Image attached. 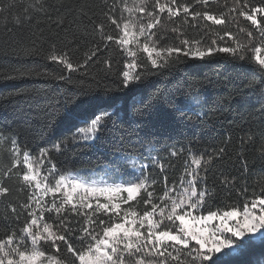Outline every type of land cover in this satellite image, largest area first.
Masks as SVG:
<instances>
[{"label": "snow or ice", "instance_id": "obj_1", "mask_svg": "<svg viewBox=\"0 0 264 264\" xmlns=\"http://www.w3.org/2000/svg\"><path fill=\"white\" fill-rule=\"evenodd\" d=\"M218 3L0 0V50L15 58L0 61V83L51 78L75 86L64 93L62 103L50 104L44 112L42 132L68 128L50 145L34 151L21 144L20 137L31 131L30 121H24L29 127L15 121L0 126V201L16 189L26 193L20 211L8 201L0 218L5 228L0 264H237L238 256L264 244V192L254 194L250 204L246 200L242 212L236 206L204 211L215 195V183L210 188L208 182L231 136L198 153L177 133L193 121L204 134L215 127L212 113L217 109L206 108L204 81L192 78L187 62L224 54L237 70L250 66L241 72L242 88L231 77L222 83L237 95L249 89L258 96L259 107L251 114L259 119L257 130L250 128L240 143L264 162V0H232L230 7L214 11L212 5ZM180 18L200 33L198 38L176 23ZM229 24L238 31L215 27ZM169 25L174 37L168 36ZM168 39L173 42L164 43ZM81 44L86 45L84 58L74 63L71 50ZM38 60L66 71L54 73L37 65ZM97 65L95 72L89 70ZM76 72L91 77L87 87L83 78H73ZM165 75L171 79L161 87ZM26 91L13 89L0 99ZM128 97L131 103L117 106V100ZM156 124L158 131L147 130ZM160 136L175 137L174 143L157 147ZM101 148L105 151L97 162L77 167ZM182 156L183 172L169 184L165 161ZM236 160L247 172L246 155L238 153ZM150 167L163 175L162 194L154 187L161 180L149 173ZM220 183L232 182L224 176ZM186 219L204 227L189 229ZM217 220L219 224H208Z\"/></svg>", "mask_w": 264, "mask_h": 264}, {"label": "trees", "instance_id": "obj_2", "mask_svg": "<svg viewBox=\"0 0 264 264\" xmlns=\"http://www.w3.org/2000/svg\"><path fill=\"white\" fill-rule=\"evenodd\" d=\"M91 3H97L99 0H89ZM111 2V0H109ZM251 3H260V0H249ZM232 0H219L218 4H213L212 9L224 10L223 5L228 4L230 7ZM182 19L176 20L177 24H181L187 31V34L191 38H198L199 32L196 29H192L187 25H183ZM190 19V17H189ZM242 19V18H241ZM3 26V18L0 17V27ZM10 26V25H9ZM169 31L168 36L174 37V34ZM221 32L227 28L233 33L238 30L234 25L226 26H215ZM241 39L244 37L241 35ZM228 41V37L224 38ZM172 39L165 40L164 43H171ZM178 43V41H176ZM231 43V41H228ZM3 41L0 40V47H2ZM58 47H63L58 43ZM86 45L81 44L80 47H73L71 50V59L73 62L82 61L84 58V51ZM106 55H108L106 53ZM104 57H101L103 59ZM0 61L15 62V58L11 56H5L4 52L0 50ZM31 63V62H29ZM37 65H46L49 71L54 73H61L66 71L63 66L46 62V61H36ZM187 64L189 67L187 71L191 74L192 78L204 81V88L206 89L204 95L208 100L206 108L217 109L212 113L213 120L215 121V127L206 129L204 134L201 132L198 126H195V121H193L187 127H181L177 129L178 138L187 147L188 141L192 142V148L198 153L205 150H210L213 146H220L221 142L227 137L231 136V140L227 143V153L223 160L217 161L214 167L215 175L209 180V187L211 188L213 183H215V195L207 200L204 205V211L208 210H220L221 212L226 208H231L236 206L238 210H243V205L247 200L250 204L251 199L254 194H260L264 192V162L259 159H255V153L250 147L242 146L240 141L242 137H245L251 128L253 131L257 130L256 125L259 124V119H253L251 115L259 107L258 96L253 95L251 90L245 89V95L240 96L231 91V87H224L222 83L228 77L232 78L233 83L237 88H242L243 85L240 83L241 72L246 70L249 65H245L244 70H237L234 68L232 63H228L224 58V54L214 56L208 60L200 61L195 59H190ZM99 65L90 68L89 70L95 72ZM40 70H44L41 68ZM73 78L78 77L85 80V87L88 86V81L91 80L90 76L81 77V73H73ZM186 79L188 77H185ZM171 79L170 77H161L160 86L163 87V82ZM33 87L40 89L39 92L32 91ZM69 88L75 90V86L68 85L62 81H57L51 78H40L36 80H26V81H7L0 83V94L8 93L13 89H27L26 93L21 96H13L10 99H0V126L5 124H11L15 121L16 125L29 127L24 124V121H30L31 131L27 135H22L20 137L21 144H27V146L34 151L37 146H44V143L48 145L51 142L61 138L68 134V128L66 125H60L55 129L54 132L41 131L44 127L46 121L43 119L44 112L48 110L50 104L62 103L64 98V93L68 91ZM140 93H136V98H139ZM131 103V97L122 98L117 100V106L124 105L125 103ZM222 114V115H221ZM147 119V118H146ZM155 118L153 117V123ZM148 131L156 132L159 130V125L156 124L155 127H148ZM45 137L47 140L45 141ZM175 139V137H174ZM173 140H168L166 136L158 137L159 144L157 147L163 146L165 143L171 145L174 143ZM134 147L139 149V145L134 144ZM105 151V148H101L99 152H89L87 158L81 163H77V167H90L93 162H97L98 156ZM243 152L247 157V172L244 171L243 166L236 160L238 153ZM160 155L163 157L166 154L161 152ZM7 153H4V158L6 159ZM69 158H71L69 154ZM186 157L172 158L170 161L166 160V174L168 176V183L175 179L178 181L179 176L183 172V162ZM63 159V157H60ZM99 163H104L103 159L99 160ZM168 164L174 165V167H168ZM149 173L153 177H158L161 183L154 186L157 194H162L160 191L163 187V175L160 174L159 168H149ZM223 173V176L221 175ZM212 174L210 173V176ZM227 177L231 184L225 185L221 184L220 180ZM235 178V180H233ZM12 181H6V184H12ZM234 185V186H233ZM246 188V191L244 189ZM152 190V189H150ZM26 199V193L18 189L14 190L10 196L4 198L0 201V218L5 215V207L8 201H12L17 205V210L20 211L19 204ZM130 203H135L130 202ZM124 205H122L123 207ZM142 209L144 206L142 203L139 205ZM23 217H21V223ZM13 226L18 227L14 221ZM5 231L3 223L0 222V235ZM55 252V250H51ZM237 264H264V244L257 243L253 248L246 251L241 256L236 258Z\"/></svg>", "mask_w": 264, "mask_h": 264}, {"label": "rangeland", "instance_id": "obj_3", "mask_svg": "<svg viewBox=\"0 0 264 264\" xmlns=\"http://www.w3.org/2000/svg\"><path fill=\"white\" fill-rule=\"evenodd\" d=\"M126 195V194H125ZM239 211H243V210H239ZM232 221H229V223H231ZM186 225H187V227L189 228V229H193V228H195L196 230H199L201 227H204V224L203 223H194V222H192L190 219H186ZM220 223V221L219 220H217V221H210V222H208V224H219ZM205 235H207L208 233L207 232H205L204 233ZM194 243V242H193Z\"/></svg>", "mask_w": 264, "mask_h": 264}]
</instances>
